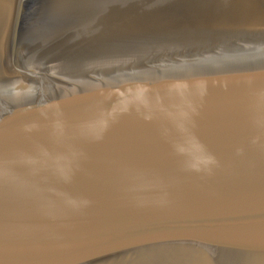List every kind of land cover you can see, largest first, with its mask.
<instances>
[{
  "label": "water",
  "instance_id": "water-1",
  "mask_svg": "<svg viewBox=\"0 0 264 264\" xmlns=\"http://www.w3.org/2000/svg\"><path fill=\"white\" fill-rule=\"evenodd\" d=\"M0 264H264V0H0Z\"/></svg>",
  "mask_w": 264,
  "mask_h": 264
}]
</instances>
